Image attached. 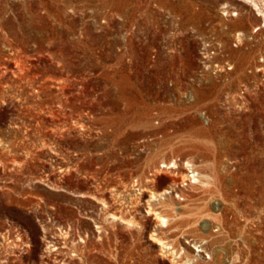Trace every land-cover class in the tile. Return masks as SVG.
<instances>
[{
	"label": "rangeland",
	"instance_id": "obj_1",
	"mask_svg": "<svg viewBox=\"0 0 264 264\" xmlns=\"http://www.w3.org/2000/svg\"><path fill=\"white\" fill-rule=\"evenodd\" d=\"M153 233L264 264V0H0V264H175Z\"/></svg>",
	"mask_w": 264,
	"mask_h": 264
},
{
	"label": "bare ground",
	"instance_id": "obj_2",
	"mask_svg": "<svg viewBox=\"0 0 264 264\" xmlns=\"http://www.w3.org/2000/svg\"><path fill=\"white\" fill-rule=\"evenodd\" d=\"M169 164L171 165V166H169L168 168H172V167H174L175 165H176V162H175V160L173 159L171 162H169ZM188 166V165H187ZM166 167H167V165H166ZM190 167V166H189ZM70 171V168H67V169H65L64 168V171ZM164 169L163 168H161V169H159V170H157V172H159V171H163ZM156 173V172H155ZM196 174V173H195ZM185 176V175H184ZM192 177H193V174L191 175ZM187 177V176H186ZM202 177H204V176H201V178H200V176H199V178H197L196 177V179L194 178L193 180L194 181H196V182H199V183H203V181H202ZM190 178V177H189ZM190 180V179H189ZM167 194H169V191L168 190H166V189H164V190H162V191H150L149 192V199H148V204H149V206H148V214H151V215H153V217H154V219L156 220V222L157 223H159V225L166 231L167 229H169V227L171 226V221H173V217L171 216V215H166V214H164V213H162V211H159V210H156V209H154V207H152L151 206V201H154V200H157V201H159L158 203H160L162 206H164V207H170V210L171 211H174L175 210V208L173 207V205L170 203V204H168V203H165V196L167 195ZM161 200V201H160ZM174 212H176V211H174ZM178 215V213H175L174 214V217H176ZM112 218H114V219H116V220H119V221H121V222H123V223H125V224H128V225H131L132 223H131V220H127V219H124V218H122V217H120V216H117V215H112ZM177 219H175V223L176 222H179V221H176ZM152 241L154 242V243H156L157 245H159L160 246V248L161 249H163L164 250V253H166L167 255H173V258L171 259V260H173V262L175 263V264H189L187 261L188 260H185V261H183L182 260V257H181V254H179V252H176V250L173 248V246L170 244V243H168L167 241H165L163 238H161V237H157L154 233L152 234ZM183 252V251H182ZM180 261H182V262H180Z\"/></svg>",
	"mask_w": 264,
	"mask_h": 264
}]
</instances>
